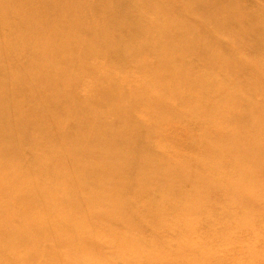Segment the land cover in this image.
<instances>
[{
	"label": "bare ground",
	"instance_id": "bare-ground-1",
	"mask_svg": "<svg viewBox=\"0 0 264 264\" xmlns=\"http://www.w3.org/2000/svg\"><path fill=\"white\" fill-rule=\"evenodd\" d=\"M234 1L0 0V264H264V68L247 62L258 81L234 74L237 105L222 96L229 53L244 60L231 20L259 32L263 10ZM117 8L142 15L104 17ZM164 220L179 225L170 241Z\"/></svg>",
	"mask_w": 264,
	"mask_h": 264
},
{
	"label": "rangeland",
	"instance_id": "rangeland-1",
	"mask_svg": "<svg viewBox=\"0 0 264 264\" xmlns=\"http://www.w3.org/2000/svg\"><path fill=\"white\" fill-rule=\"evenodd\" d=\"M119 1L120 3H122L127 9H131V8H134V5L132 3V0H117ZM226 1V0H224ZM233 8H236V9H239V10H246V11H249V12H255L257 10L262 11V15H257L256 17H254L253 19V22L254 23H257L256 26V29L259 28V32L255 31V30H251L250 29V26L253 24H248V20H251V18H247L244 14H241L240 12H238V17L237 18H234L231 20V24H230V29H229V33L230 34H236L238 36V38L235 39V45L237 46H240L241 47L238 49V53L244 57V60H238L235 56L236 55H233V54H230V63H231V72L229 73V80H225L223 85H224V90L222 92V96L225 97V103L227 105H230V106H235L237 105L239 102H240V97L238 95H234L235 93H233V90L231 91V89H234L233 85L235 83H237V81H242V79L237 76V75H234L235 73H238L240 72L242 74V76H250L249 75V71H248V66H247V62L249 63H252V64H255L256 66H262L264 68V57H260V55H257L256 52L258 50L254 49L252 46L253 44V40H256L258 39V37L260 38L259 42L260 41H263L261 42L262 45L260 46H264V0H235L234 1V4H233ZM26 10V13L30 14V11L25 9ZM142 15V13H140V11H136L135 10V13H133L131 16H123L122 14L119 13V9L117 8L116 11H113V12H108V14H104V17H108L109 19L111 20H124L125 19V22L127 23V25L129 27H132V26H135V23H136V19L139 18L140 16ZM78 19H81V20H84L86 21L83 17H77ZM248 20H247V19ZM93 23H90L89 26H92ZM7 27V26H5ZM113 29H118L116 26L114 27L113 26ZM254 33L256 38L254 37V35L252 34ZM246 34V35H245ZM4 41H8V40H5L4 38ZM142 43L145 44V45H149V40H148V37H143L141 39ZM63 45H65V47H69V48H72V41L71 39L68 37L66 39H64V42H63ZM223 57L226 59L227 57V54H224L222 53ZM249 55V56H248ZM257 55V56H256ZM261 55H264V52L261 53ZM254 57V58H253ZM7 61L6 63L10 64V65H13V66H17V67H20L21 66V62L18 61V59H16L15 57H13V55H8L6 58H5ZM223 59V58H222ZM258 60V63L255 62ZM191 56H188V60L187 62H191ZM244 61V62H243ZM93 64H95L96 66H100L101 65V61L99 59L96 58V60H92L91 61ZM236 64V65H235ZM261 67V68H262ZM259 68V67H258ZM260 68V69H261ZM138 72V75L142 76L143 73V70L142 69H139L137 70ZM141 73V74H140ZM249 79H255V80H259L258 78L256 77H249ZM256 81V82H257ZM107 81L105 80H102L100 84H102L103 86L106 85ZM105 83V84H104ZM129 85L127 86V89H129ZM29 85L27 84L26 87H28ZM25 87L22 88L23 91H25L24 89ZM215 100V99H213ZM93 107H95L96 105H92ZM95 110L99 111L101 108H94ZM52 108L49 109V111L51 112ZM52 113V112H51ZM131 116L136 119H138L140 117V114L139 112H136L133 110V112L131 113ZM108 119H110V117H112V115H108ZM142 119V116L140 117ZM9 123V122H8ZM16 123H14L15 125ZM8 126H12L13 127V123H10V124H6ZM70 126V125H69ZM206 131H209V130H206ZM25 151L28 150V147L25 146ZM78 149H80V145L77 146ZM64 150H62L63 152ZM29 153L27 154V157H25L27 159V161L30 163V164H35L36 163V159L35 158H38L36 157L34 154H32L30 151H28ZM247 159H250L251 156H245ZM261 160L264 162V157L261 158ZM201 164H196V165H193V167L195 168V170H201ZM15 166H12L11 168H14ZM176 183H184L186 185V187H184V190H191L192 188V183L190 180L188 179H184V177H177L176 180H175ZM82 188V187H80ZM79 188V189H80ZM212 197L211 198H214V199H221L223 198V195L220 194V193H212ZM200 198L203 199V198H210V195L205 193L202 197L200 195ZM215 209H219V205H216ZM191 210H193V208L191 207H186L184 209H182V213L181 215L183 214V217L184 218H188L191 214ZM5 211V210H4ZM50 218H54L53 220L59 222V223H64V214L63 212H61L60 210H53L50 212L49 214ZM232 219H234L235 221V226L239 229H243V227L245 226V222L243 221L242 217L240 215H237L234 216L232 215L231 216ZM256 221V220H255ZM259 223V222H257ZM178 227L179 225H176V223H173V221L171 220H164V221H161L159 223V233L162 234L163 236H157L159 238H162L164 241L165 239L170 241L171 238L173 237V231L172 229L174 227ZM200 229H203L204 230V225H202L200 227ZM149 230H146L144 234H149ZM153 238V235L151 237H138L137 239H140L141 241V245H142V251L144 252H152L151 251V245L149 243L150 239ZM264 238V237H263ZM262 241V237H260L258 239V243L260 242V244H264ZM231 249L228 250V252L232 251L233 247L231 246L230 247ZM9 252H5L3 253L2 255L3 256H6L5 259L8 257V258H11L9 257ZM157 258L160 259V260H164L166 259L168 256H169V250L167 247L163 246V248L161 250H159V252L156 254ZM236 259H238L240 257V255L236 254ZM43 256L39 257V258H42ZM66 262V261H65ZM59 262L54 261V264H58Z\"/></svg>",
	"mask_w": 264,
	"mask_h": 264
}]
</instances>
